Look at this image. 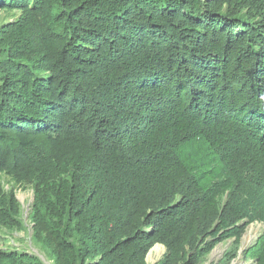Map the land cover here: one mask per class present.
I'll list each match as a JSON object with an SVG mask.
<instances>
[{
  "label": "trees",
  "instance_id": "16d2710c",
  "mask_svg": "<svg viewBox=\"0 0 264 264\" xmlns=\"http://www.w3.org/2000/svg\"><path fill=\"white\" fill-rule=\"evenodd\" d=\"M0 228L53 264H198L264 224V0H0ZM3 176L14 186L7 190ZM264 264V229L244 250ZM0 264H45L17 247Z\"/></svg>",
  "mask_w": 264,
  "mask_h": 264
},
{
  "label": "rangeland",
  "instance_id": "374dc122",
  "mask_svg": "<svg viewBox=\"0 0 264 264\" xmlns=\"http://www.w3.org/2000/svg\"><path fill=\"white\" fill-rule=\"evenodd\" d=\"M17 12H9L2 10L0 11V24L3 22L11 21L16 17ZM3 182L5 185V188L7 190L11 189L12 186H14L13 182L9 180L8 177L3 176ZM16 188V194L19 200L22 203V215L23 220L25 224V229L23 231H9L4 228H0V248L5 247H17L18 249H24L30 253L36 254L40 256L45 264H53V261L50 260L44 251L39 247L34 245L32 242L31 236H32V224L29 220V212L30 208L33 203V190L28 185H17ZM264 229V224L261 222H254L249 224L246 227L245 233L242 236L239 244V251L238 255L235 259H233L231 264H254V260L248 259L245 254L244 250L253 245L258 237L262 234ZM253 231V238L250 243L244 245L245 237L249 233V231ZM234 239H229L227 241L219 243L208 255L204 256L200 259L198 264H223L220 263L221 260L225 257V252L230 249V247L234 244ZM165 247V246H164ZM166 253L165 250L160 249L158 255L154 259V261H149L147 259L148 264H154L155 262L159 261L164 257ZM160 255V256H159Z\"/></svg>",
  "mask_w": 264,
  "mask_h": 264
},
{
  "label": "bare ground",
  "instance_id": "6f19581e",
  "mask_svg": "<svg viewBox=\"0 0 264 264\" xmlns=\"http://www.w3.org/2000/svg\"><path fill=\"white\" fill-rule=\"evenodd\" d=\"M253 238V231H249V233L246 235L245 237V242H244V245L248 244L251 242ZM162 249V250H165V247L162 245V244H156L149 252L148 254V257L147 259L149 261H154V259L156 258V256L158 255L159 253V250ZM156 255V256H155ZM160 256V255H159ZM153 264V263H152Z\"/></svg>",
  "mask_w": 264,
  "mask_h": 264
},
{
  "label": "water",
  "instance_id": "95a60500",
  "mask_svg": "<svg viewBox=\"0 0 264 264\" xmlns=\"http://www.w3.org/2000/svg\"><path fill=\"white\" fill-rule=\"evenodd\" d=\"M33 201H34V196H33ZM31 209V208H30ZM150 252V251H149ZM149 254V253H148ZM147 257H148V255H147ZM41 258V257H40ZM42 259V258H41ZM43 260V259H42ZM146 260H147V258H146Z\"/></svg>",
  "mask_w": 264,
  "mask_h": 264
}]
</instances>
